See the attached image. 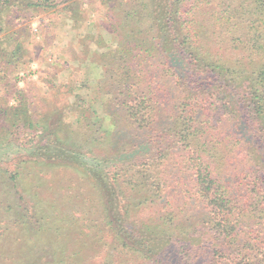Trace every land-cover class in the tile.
I'll return each instance as SVG.
<instances>
[{
    "label": "trees",
    "instance_id": "16d2710c",
    "mask_svg": "<svg viewBox=\"0 0 264 264\" xmlns=\"http://www.w3.org/2000/svg\"><path fill=\"white\" fill-rule=\"evenodd\" d=\"M47 7L0 0L1 65H21L13 22ZM117 11L133 63L115 100L144 139L83 180L54 173L71 161L37 144L9 171L30 201L0 223V264H264V0ZM28 112L0 110L9 131L33 127Z\"/></svg>",
    "mask_w": 264,
    "mask_h": 264
},
{
    "label": "rangeland",
    "instance_id": "374dc122",
    "mask_svg": "<svg viewBox=\"0 0 264 264\" xmlns=\"http://www.w3.org/2000/svg\"><path fill=\"white\" fill-rule=\"evenodd\" d=\"M32 1L53 7L13 22L18 25L10 32H17L22 43L21 65L0 64V110L25 103L29 112L24 123L33 126L22 124L9 131L0 114L2 229L30 201L26 192L15 189L9 171L18 167L19 160L36 155L37 144L50 143L52 153L71 161L54 173L83 180L79 171L93 167L115 171L112 163L120 159L119 153L127 148L121 153L128 155L146 133L127 120L115 100V79L133 63V55L125 54L130 46L118 26L119 0ZM108 153L116 155L109 158L110 168L104 163ZM28 187L25 183L23 189Z\"/></svg>",
    "mask_w": 264,
    "mask_h": 264
}]
</instances>
